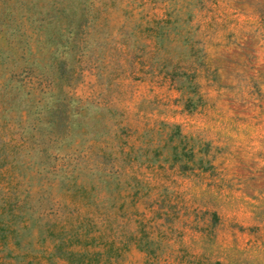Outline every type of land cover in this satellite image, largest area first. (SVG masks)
<instances>
[{
    "label": "rangeland",
    "instance_id": "1",
    "mask_svg": "<svg viewBox=\"0 0 264 264\" xmlns=\"http://www.w3.org/2000/svg\"><path fill=\"white\" fill-rule=\"evenodd\" d=\"M0 42L42 90L10 116L34 181L0 264H69L45 221L105 264H264V0H0Z\"/></svg>",
    "mask_w": 264,
    "mask_h": 264
},
{
    "label": "trees",
    "instance_id": "2",
    "mask_svg": "<svg viewBox=\"0 0 264 264\" xmlns=\"http://www.w3.org/2000/svg\"><path fill=\"white\" fill-rule=\"evenodd\" d=\"M3 52H8L6 57L11 59H0V248L9 242L13 246L18 245V235L29 220V213L24 207L32 196L30 180L34 181L32 174L24 173L25 159L21 157L25 137L31 140L33 133H23L20 121H10V116L16 111L21 113L26 105L30 108L35 93L42 91L39 77L31 74L37 70V60L32 56L31 49L30 57L22 59L25 51L18 43L9 45L0 42V54ZM8 63H11L10 67ZM13 88L23 92L18 101L11 96L4 97ZM12 93L13 96L15 92ZM35 185H38L37 182ZM62 222L55 225L45 221L42 224L44 236L55 241L51 255L69 264H105L116 257L110 250L114 244L112 239L103 241L99 232L91 234L92 230L83 226L81 229L78 224L65 231ZM138 244L137 241L139 248ZM74 247L79 250H74ZM88 248L92 250L88 251Z\"/></svg>",
    "mask_w": 264,
    "mask_h": 264
}]
</instances>
